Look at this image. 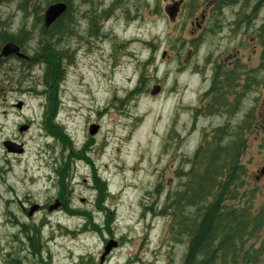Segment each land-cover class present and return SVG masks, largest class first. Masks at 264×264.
I'll list each match as a JSON object with an SVG mask.
<instances>
[{
	"label": "rangeland",
	"instance_id": "rangeland-1",
	"mask_svg": "<svg viewBox=\"0 0 264 264\" xmlns=\"http://www.w3.org/2000/svg\"><path fill=\"white\" fill-rule=\"evenodd\" d=\"M186 1L175 25L163 12L169 0H122L107 22L92 14V25L104 26L56 91L52 121L69 147L49 130L52 96L15 84L11 93H0V264L15 257L39 264L41 249L47 264H101L105 239L121 247L102 264H183L188 237L178 235L163 209L182 188L196 151L206 155L217 145L212 140L221 127L226 145L242 126L243 189H252L255 211H264L258 173L264 163V0H235L212 13L210 25L221 30L200 45L191 44L189 21L208 0ZM21 21L17 15L14 26ZM191 48L196 52L189 57ZM223 58L224 68L237 74L235 108L197 112L212 67L207 63ZM154 86L161 90L151 96ZM17 100L20 110L12 107ZM92 125L98 130L91 136ZM22 126L28 130L20 132ZM3 141L21 153L8 152ZM61 169L67 170L62 184ZM26 229L38 231L37 255H29ZM256 240V246L264 241V218Z\"/></svg>",
	"mask_w": 264,
	"mask_h": 264
},
{
	"label": "flooded vegetation",
	"instance_id": "flooded-vegetation-1",
	"mask_svg": "<svg viewBox=\"0 0 264 264\" xmlns=\"http://www.w3.org/2000/svg\"><path fill=\"white\" fill-rule=\"evenodd\" d=\"M75 1L0 0L1 94L11 93L13 91L12 84H15L16 87L19 86L34 94L46 95L48 99L52 96V104H48L47 109L53 106V114L57 113L56 91L70 69H74L75 60L84 59L90 53V50H88V46L91 45L90 39L94 36H99L100 28L104 26V24H97L98 21L96 22L97 25L93 26L92 14L100 13L104 17V22H107L108 18H112L115 15V10L118 9L122 2V0H111L107 3L105 0H97L94 3L91 0H80L76 4ZM189 2L191 4L192 0H189ZM234 2L235 0H208V2L203 3L204 9L199 17L196 16L189 21V26L192 29L189 31L191 44L200 45V42L206 36L213 34L215 31H220V25H210L212 13H216L218 10L221 14L223 9L232 6V4L234 5ZM187 4L188 1L186 0H169L166 3L163 12L170 24L175 25L177 23ZM54 5H63L64 9L54 21L46 25L45 14ZM199 6L201 5H197V7ZM6 11L10 13L8 14ZM17 15L22 16V21L18 27H15L14 19ZM93 29H95V32L92 33ZM103 37L106 38V35ZM8 44H13L18 50V54L1 55L3 48ZM195 52L196 50L191 48L189 57ZM223 59L224 63H222L223 61L207 63V66L212 64V67L209 69L208 78H205L208 81V85L199 96V103L195 108L197 112L207 111L211 114L216 111H223L230 114L235 108V92L232 91L235 84H237V82L235 83V70L228 69L229 67L224 68L226 65L225 58ZM207 66L205 64L203 67L206 68ZM4 82H6L7 87L2 86ZM27 83H29L28 87ZM38 87L43 88L41 93L37 92ZM157 87H159V94L161 88L160 86ZM18 103H21L20 108H17ZM23 105L22 101L17 100L12 107L20 110ZM55 117L53 115V118ZM223 129V127L215 129L217 134L215 137L213 136L212 141L218 140V143L222 142L225 136L220 138L219 132L224 134L225 131ZM227 135L230 136V134ZM199 151L198 149L194 155H197V153L200 155ZM207 154L209 155L210 153L207 152ZM258 173L264 176V163ZM58 207H64L63 201L59 202ZM104 242L106 243L105 247L109 243H112L113 247L108 253H105L104 247L101 254V264L109 258L114 250L121 247L120 241L105 239ZM27 250L29 255L33 253L32 250ZM42 254L43 249L39 252L38 261L40 262L38 263L47 264V260L42 259ZM10 256L8 254V258ZM15 258L7 260L5 264H19L20 260Z\"/></svg>",
	"mask_w": 264,
	"mask_h": 264
},
{
	"label": "trees",
	"instance_id": "trees-1",
	"mask_svg": "<svg viewBox=\"0 0 264 264\" xmlns=\"http://www.w3.org/2000/svg\"><path fill=\"white\" fill-rule=\"evenodd\" d=\"M53 115L49 130L69 147L60 127L52 121ZM241 127L237 126L230 144L222 145L220 141L209 155L205 150L206 155H193L190 169L182 176V188L163 209L169 210L172 228L178 235L188 237L183 264H258L264 254V241L256 246L264 211H255L252 189H243L245 168L241 156L245 141L240 138ZM66 171L60 170L61 184ZM24 232L28 248L38 254V231Z\"/></svg>",
	"mask_w": 264,
	"mask_h": 264
},
{
	"label": "water",
	"instance_id": "water-1",
	"mask_svg": "<svg viewBox=\"0 0 264 264\" xmlns=\"http://www.w3.org/2000/svg\"><path fill=\"white\" fill-rule=\"evenodd\" d=\"M64 9V6L63 5H54V6H51L46 14H45V22H46V25L50 24L52 21H54V19L59 16V14L63 11ZM169 14V13H168ZM170 16V14H169ZM7 54H18V50L17 48L13 45V44H8L7 46H5L2 50V53L1 55L5 56ZM159 92V87H154L151 91V96H154L156 95L157 93ZM21 107V103H18L17 105V108H20ZM27 130V126H22L20 127L19 131L20 132H23V131H26ZM97 130H98V127L96 125H92L89 127V134L92 136V135H95L97 133ZM4 148L8 151V152H19L21 153V148L20 147H17L15 144L11 143V142H5L4 144ZM36 208L34 207L32 209V211L30 212V215L33 213V211L35 210ZM113 247V244L112 243H109L106 245L105 247V253H108L111 248ZM104 253V254H105Z\"/></svg>",
	"mask_w": 264,
	"mask_h": 264
}]
</instances>
